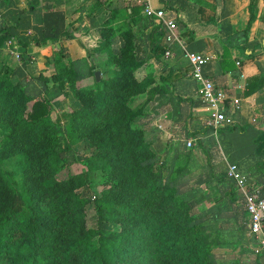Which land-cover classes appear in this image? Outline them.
<instances>
[{
	"label": "trees",
	"instance_id": "obj_1",
	"mask_svg": "<svg viewBox=\"0 0 264 264\" xmlns=\"http://www.w3.org/2000/svg\"><path fill=\"white\" fill-rule=\"evenodd\" d=\"M255 3L256 0L248 1L245 32L255 19ZM155 31L163 36L158 26ZM8 39L11 35L7 28L0 26V46ZM33 44L38 41L34 40ZM163 47L164 44L161 48L152 46L150 50L153 55H159ZM140 65L141 62L133 63L131 68ZM66 72L75 76L74 71L67 69ZM32 78L12 79L8 67L0 64V133L3 134L0 161L18 151L25 157L22 163L25 192L10 187L0 172V264H218L212 249L218 247L219 240L207 229L210 223L215 224L219 214L213 207L199 211L192 197L182 196L180 185L176 184L177 175L140 139L127 143V149L120 152L114 153L113 148H108L107 154L98 155L105 163L101 168L110 170L114 176L109 177L110 186L106 184L100 196L93 200L99 225L86 227L88 198L74 192L82 186L84 175H68L60 184L54 180L53 175L60 172L57 159L67 162L65 154H69L70 148L66 145L59 152L51 149L54 142L50 135L56 130L49 124L50 105L46 98L36 95ZM153 81L151 77L135 89H144ZM39 90H44L43 84ZM107 101L100 100L95 111L86 109L85 116L79 118L85 122L92 120L94 115L103 114L110 103L109 99ZM27 106L29 111L21 117ZM120 109L124 119H118V115L113 121L106 118L99 142L110 140L118 133L120 125L130 122L128 110L122 104ZM226 129L232 130L233 126L227 125ZM33 137H40V145L32 143ZM35 152L37 158L30 160ZM133 153L141 158V165L127 160L128 154L134 159ZM94 156L86 157L88 168ZM123 158L126 163L121 161ZM227 182L230 188L234 187L232 181ZM256 183L260 184L256 188L264 197V168L253 178V184ZM240 202L237 230L243 222L246 226L242 198ZM103 223L113 226L105 227ZM215 226V230L220 227ZM239 263L240 259L234 256L231 264Z\"/></svg>",
	"mask_w": 264,
	"mask_h": 264
},
{
	"label": "rangeland",
	"instance_id": "obj_2",
	"mask_svg": "<svg viewBox=\"0 0 264 264\" xmlns=\"http://www.w3.org/2000/svg\"><path fill=\"white\" fill-rule=\"evenodd\" d=\"M4 2L5 0H0V4ZM76 3L75 8L78 4H81V7L77 13L71 14L70 18L76 20L71 22V29L49 38L50 45L43 51L44 61L41 64L45 67L38 69L33 65V75L28 74L25 77L35 79L33 82L36 85V95L46 98L49 102V124L56 130L54 135H50V139L54 142L50 145L51 149L59 152L66 145L70 148L69 154H65L67 162L63 163L57 159L60 172L53 175L54 180L60 184L68 175L73 177L84 175L82 186L74 189V192L83 198H88L84 217L86 227L94 228L99 225L93 209V200L95 196H100L106 184L110 186L109 177L114 176L110 170L101 168L104 162L99 160L98 155L102 152L103 155L107 154L105 150L108 148H113L114 153L120 152L121 149H127V143L132 144L136 139H140L154 156L163 160L165 165L177 175L176 184L180 185L182 196L192 197L199 211L213 207L219 214L215 224L220 227L215 230V224L210 223L207 229L211 236L216 235L219 240L218 247L212 249L215 262L231 264L234 256H237L240 259L239 264H264V250L259 247L256 239L248 235L244 222L239 230L236 229V221L241 218V193L233 181L234 187H229L227 181L231 180L224 178L225 169H221L224 171L223 178H216L218 186L215 181L206 184L210 179L204 175L205 160L198 154V149L203 147L199 145L198 139H194L192 132L187 131L186 121L178 123L179 126L173 128V136L165 137L159 133L162 132V127L157 122L156 107L147 108L148 100L156 92L155 82L144 89H135L137 85L149 81L151 77H156L154 70L148 65L151 52L150 55L146 54L149 51L145 43L147 38L140 31V28L148 24L153 25L155 29L156 23L150 20L145 23L138 22V28H131L128 22L122 20L123 12L117 13V10L121 9L117 3L109 6L112 21L108 22L106 19L98 24L84 23V17L94 9V0H78ZM28 7L25 6L23 9ZM69 36L73 38L69 48L79 51L82 48L84 57L74 60L67 58L66 46L61 40ZM34 40L40 45L44 39H31L32 43ZM33 62L31 56L25 58L26 64L31 65ZM137 62H141V65L136 69L131 68L133 63ZM67 69L74 71L75 76L72 77L67 73ZM95 70L99 71L97 81L93 75ZM39 77L45 80H40ZM42 84L44 90L40 92ZM38 92L40 93L37 94ZM107 99L110 103L103 114L94 115L92 120L85 122L79 118L83 114L85 116L86 109L93 112L100 100L106 103ZM121 104L131 114L130 122L126 126L120 125L118 133L113 134L110 140L99 142L103 134L101 128L106 118L107 121H113L118 115V119H124L120 109ZM28 111L29 106L20 116H25ZM75 121L78 122L77 125L74 124ZM74 125L77 127L74 128ZM39 138L33 137L32 143L35 146L40 145ZM188 138H192L189 147L185 145ZM2 139L3 134L0 133V143ZM164 141L167 143L165 144ZM99 143H102L100 145L102 149L99 148ZM36 152L30 156V160L37 158ZM93 155L95 156L91 159V167L88 168L86 157ZM134 156L132 159L131 154H128L127 160L141 165V158L137 154ZM24 158L22 151H18L0 161L2 177L10 187L19 192H25L22 169ZM125 159L121 161L126 163ZM205 187L208 188L207 191ZM103 226L111 228L113 225L103 223ZM233 243L236 245L233 246Z\"/></svg>",
	"mask_w": 264,
	"mask_h": 264
},
{
	"label": "crops",
	"instance_id": "obj_3",
	"mask_svg": "<svg viewBox=\"0 0 264 264\" xmlns=\"http://www.w3.org/2000/svg\"><path fill=\"white\" fill-rule=\"evenodd\" d=\"M77 1L6 0L0 4V26L7 28L11 35V39L0 46V64L8 67L12 79L33 75V65L38 69L45 67L41 64L43 51L50 45L49 38L71 29V22L76 21L70 18L71 14L81 7V4L79 8L74 7ZM248 1L168 0L165 6L175 16L177 40L167 58L162 53L158 57L156 50L157 55L153 57L150 50L152 46H163L162 34L156 32L153 25L140 28L147 38L149 51L146 54L151 52L148 65L156 76V92L148 100L147 108L156 107L157 122L162 127L159 133L165 137L173 136V128L186 121L187 131L192 132L203 147L198 149V154L205 160L204 175L210 179L206 184L215 181L218 186L216 178H223L224 174L221 169H226L227 162H235L250 186L258 188L260 184L254 185L253 178L264 168V0H256L255 19L245 32ZM143 2L94 0V9L84 17V23L112 21L109 6L117 3L121 7L117 13L124 14L122 20L136 29L138 22L149 21L142 13ZM150 4L155 7L159 2L150 0ZM25 6H29L28 9H23ZM42 38L40 45L31 41ZM71 39L69 36L61 40L66 46L67 58L84 57L81 46L80 51L69 48ZM185 50L205 56L203 72L224 94L222 110L232 130L226 129L227 125L215 130L203 127L208 111L201 100L199 84L189 75ZM28 56L34 60L31 65L25 63Z\"/></svg>",
	"mask_w": 264,
	"mask_h": 264
},
{
	"label": "built area",
	"instance_id": "obj_4",
	"mask_svg": "<svg viewBox=\"0 0 264 264\" xmlns=\"http://www.w3.org/2000/svg\"><path fill=\"white\" fill-rule=\"evenodd\" d=\"M158 2L159 5L153 7L150 0H144L142 13L154 21L162 30L164 41L162 55L167 58L171 55L172 46L177 40L176 22L175 16L165 6L168 0H158ZM9 43L10 41H7V44ZM183 55L189 65L190 77L200 86V97L208 111L203 124L214 130L227 125L229 120L222 110L224 94L214 86L210 78L203 72L205 56L200 52H187L186 50ZM185 145L191 146V140H186ZM225 176L233 181L240 191L246 227L249 234L258 241L259 247L264 250V197L260 196L256 187L250 186L249 181L240 172L235 162H227Z\"/></svg>",
	"mask_w": 264,
	"mask_h": 264
},
{
	"label": "water",
	"instance_id": "obj_5",
	"mask_svg": "<svg viewBox=\"0 0 264 264\" xmlns=\"http://www.w3.org/2000/svg\"><path fill=\"white\" fill-rule=\"evenodd\" d=\"M93 75H94V79L97 81L98 78H99V71H98V70H95V71L93 72Z\"/></svg>",
	"mask_w": 264,
	"mask_h": 264
}]
</instances>
